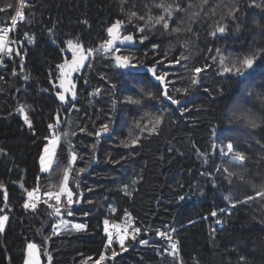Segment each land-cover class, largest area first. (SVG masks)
<instances>
[{
  "label": "trees",
  "instance_id": "trees-1",
  "mask_svg": "<svg viewBox=\"0 0 264 264\" xmlns=\"http://www.w3.org/2000/svg\"><path fill=\"white\" fill-rule=\"evenodd\" d=\"M159 2L125 0L123 7L131 10L135 6L140 15L149 9L159 15L161 10L154 7ZM179 2L186 6L188 0ZM193 2L198 4L199 0ZM8 3L15 1L0 0V7ZM250 3L251 0H209L203 10L197 7L188 13H177L171 26L192 28V32L180 36L164 32L159 26L155 31L136 32V26L144 23L140 20L125 23L124 33L134 34L136 46L121 48V52L137 65H156L158 75L167 72L166 79L172 82L168 84L169 94L181 101L179 105L164 102L159 86L147 75L125 72L112 66L110 58L97 54L86 61L91 67L85 66L80 77L72 78L79 89L75 108L63 106L56 94V65L71 59L66 42L79 38L85 47L99 46L108 38L106 29L111 23L116 19L127 21L126 13L121 12L122 0L28 3L25 20L11 34V39L17 41L12 44L13 60L0 68V148L6 153L0 154V184L4 186L0 188V208L7 204L0 214L9 217L0 233V264H23L29 242L39 246L42 264H95L101 253L110 256L113 249L120 254L105 264H177L165 252L168 241L153 233L160 228L176 230L180 264H264V199L256 197L235 208L224 199L226 195L234 200L255 197L264 186V104L259 99L264 96V76L241 81L231 74L220 75L219 62L213 60L216 49L226 56L242 58L264 48V30L253 23L264 24V9L250 7ZM234 6L240 10L232 20L228 10ZM13 9L0 12V24L10 19ZM191 11L200 13L194 22L188 19ZM218 25H226V31L213 36ZM25 33L33 38L32 43ZM141 36H147L143 43ZM183 41H190L187 49L180 46ZM153 44L158 48L154 50ZM16 51L21 55H15ZM181 53L188 59L180 65L168 63ZM257 63L264 67V60ZM194 67L204 71L200 73V83L191 87ZM185 88H189L187 95L182 92ZM96 89L100 92L90 95ZM146 92L159 99L146 100ZM129 96L141 99L142 104L124 103ZM20 105L28 106L32 129L17 112ZM182 108L186 109L183 114ZM161 114L163 122L156 132L149 134L136 127V121L141 127H150L151 118ZM245 115L254 118L259 127L251 128ZM57 116L61 121L59 131H67L68 125L75 135L61 141V163L49 178L40 172L39 156L44 138L50 135L48 125L55 123ZM104 124L109 125V131L97 137L95 133ZM137 136L139 141L132 145L131 140ZM227 139L246 156L243 165L231 169L244 179L234 177L231 184L222 171H217L228 165L229 158L223 159L218 149L212 148L213 143L219 146ZM69 141L79 156L69 186L80 203L71 206L72 216L64 213L63 218L84 224L85 228L61 229L59 235H53L52 225L58 224L60 217L50 216L51 209L46 204L40 203L31 211H25L23 204L26 190L38 184L42 200L48 199L43 193L50 190V184L57 186L51 190H58L68 162L65 142ZM80 168L85 171L77 177L75 172ZM133 179L136 184H132ZM124 185H128L130 196L125 195ZM3 193L7 197L5 204ZM220 209L225 211L221 213ZM213 210L217 211L216 217L210 215ZM126 212L141 233L136 241L126 240V252H121L115 239L113 248H106L103 221H120ZM217 220L222 223L217 224ZM141 239L148 244L141 245Z\"/></svg>",
  "mask_w": 264,
  "mask_h": 264
},
{
  "label": "snow or ice",
  "instance_id": "snow-or-ice-1",
  "mask_svg": "<svg viewBox=\"0 0 264 264\" xmlns=\"http://www.w3.org/2000/svg\"><path fill=\"white\" fill-rule=\"evenodd\" d=\"M125 0H122V7L121 12L126 13L127 15V21L116 19L113 23L110 24V26L107 27V39L104 40L99 46L95 48H89L85 47L81 42L79 38H76L75 40L69 39L66 42V48L68 51L71 52V59H64L63 62L58 63L56 65V69L58 71V90H57V98L61 102H68L67 97L70 94L73 99L76 97V84L73 82V74L79 73L81 68L87 66L91 67V63H88L86 65V61H90V59L94 58L97 54L104 56L105 58H110L112 61V66L118 68V69H127V68H136L138 65L133 62V59L129 55H124L121 52V48L117 45H123V44H131L135 42L136 37L133 33L128 32L127 34H124L125 32V23L131 24L133 20H140L144 23L141 25H137L135 31L144 33L145 31H155L157 27L163 29L164 32H167L169 34H174L176 36L182 35L184 32H192V28L189 26L187 28H184L180 26L179 24L175 27H172L171 25L175 23L174 15L177 13H188L190 10L199 7L201 10H203L204 6H206L209 2V0H199V3H194L193 0H188L187 5H183L179 0H172L171 3L166 2V0H160L159 3H156L154 5L155 8H158L161 10V14L156 15L153 14L151 9H149L145 15H140L136 10L135 6H133V9L131 10H125L123 7V3ZM26 0H18V6H15L12 3H8L5 7H0V12H7L9 9H12L15 7V13L14 15H11L10 19V25L7 27L0 28V56H11L13 54V48L10 46L13 43H17V41L11 39L10 33L16 30V27L18 23L23 22L25 20V14L23 9L25 7H28ZM250 7H256V8H262L264 9V0H261V3H256V0H251V3L249 5ZM239 6L230 7L228 10V18L235 20L236 14L239 12ZM213 15H215V8L212 9ZM200 13L197 11H191L188 19L190 21L194 22V18L197 17ZM30 22V21H29ZM254 26L257 28H260L264 30V24H261L260 21H254ZM226 31V25H218L216 28V31L212 33L213 36H215L218 33L224 34ZM25 36L28 38V42L32 43L33 38L28 37L27 33H25ZM147 39V36H141L139 38L140 43H143L144 40ZM190 41H183L180 46L182 48L187 49L189 46ZM153 49H157L158 45L153 44ZM64 49H62L63 51ZM217 56L213 57L214 62L218 60L219 66H220V75L224 74H231L235 77H238L241 79V81L249 78H253L256 75L264 76V67H260V65L257 63L258 60H264V48L257 49L255 52L245 55L242 58L240 57H229L221 53L220 49H216ZM15 55L20 56V52L16 51ZM188 57L185 56L183 53H181V56L176 58L174 61H168L170 65H180L181 61L187 60ZM162 61H158V63H161ZM21 64H23V57H21ZM21 70H23L21 68ZM149 73L152 74V76L155 78L156 81H159L161 85H163V90L160 93V96H162L164 99H167L171 102L172 105H179L181 101L179 99L174 98L172 95L169 94L168 91V84L172 83L171 81H168L166 77L169 75L167 72H165L163 75H158L156 71V65H153L147 69ZM204 71V69L200 67H194L192 69V75H191V87H195L200 83L199 76L200 73ZM16 72L13 70V75H15ZM0 79H3V77H0ZM27 79V77H25ZM50 83L52 81L50 80ZM87 83V81H85ZM116 85L113 84L112 88L115 89ZM44 91H47L45 89ZM141 91H145L144 89H141ZM180 91V90H178ZM207 91V90H206ZM100 92V89H96L93 93H90V95H96ZM184 95H187L189 93V88H185L182 90ZM249 96L251 93L248 94ZM152 99H159L158 96L151 92H146V100H152ZM261 104H264V96L259 97ZM124 103L128 104H134V105H141L142 100L141 99H135L132 96L126 97ZM116 102L113 101V108H115ZM73 108H75V105H73ZM186 111V109H181V114ZM17 112L21 115L23 122L29 129H32V122L29 119V116L27 114L28 112V106L27 105H20L17 108ZM245 122L251 127V128H257L259 127V124L257 121L252 118L250 115H245ZM163 122V115H155L151 118L150 124L151 126L148 127L147 125L144 127H141L140 121H136V127L140 128V131L147 130L149 134L156 132L158 127ZM61 121L59 116L55 118V123H50L48 125L49 129V136H46L45 143L43 145L41 154L39 156V165H40V172L45 173L49 175V178H51L52 175L55 174V168L59 167L61 163L60 159V152L58 149L61 147V141H67L69 136H74L75 132H68L59 131V125ZM80 131H84L83 128L80 129ZM109 131V125L104 124L101 126L100 130L95 133L97 137H99L102 133H107ZM213 135H216L215 129L213 130ZM139 141V137L131 140V144L135 145ZM125 146H128L127 144ZM213 150H217L219 152V155L221 157L229 158L228 165L224 166L222 169L217 168V171H222L224 174V179L228 181L229 184L232 183L233 178H238L240 180H243L244 177L242 175H239L237 172L231 170L236 165H243V163L246 160V156L243 152L236 149L234 146V142L231 139H227V142L224 143L221 141L219 146L216 143H213L212 145ZM197 152L199 153V149H197ZM0 154H6L4 152L3 148H0ZM79 159L78 153L74 150L71 142H68V157H67V165L63 168L62 172V178L60 180V183L58 185V190L53 191L51 189L57 187L54 184H50L49 188L50 190L47 192H44L43 195L48 197V199L44 200L43 203L47 205L51 211L49 212L50 216L60 217L58 224L52 225V234L53 235H59L61 229L67 230L69 227L76 231L83 230L85 228L84 224L79 223H71L70 221L63 218L64 213L68 216L73 215V211L71 206L74 204H79V199H74V190L69 186L70 178L72 177V173L74 171V166L76 161ZM207 162V161H205ZM85 171V168H80L78 171L75 172V175L78 177L81 173ZM40 177L37 178L39 181ZM137 180L133 179L132 184H136ZM78 186V185H77ZM3 184H0V188H3ZM23 187V185H21ZM123 191L125 195H131V192L128 191V185L123 186ZM27 200L24 202L23 207L25 209H32L35 210L37 207V202L41 199L40 195V186L37 185L36 188L32 190H26ZM256 197H260L264 199V186L260 188L259 191L255 193L254 196H245L243 200H234L230 195H226L224 197L225 200L229 201L230 207L235 208L237 204H243L248 203L249 201L254 200ZM7 197L5 196V200ZM179 199L183 200L184 197L181 196ZM49 201H54V203H50ZM7 208V204H5L4 208H0V213H4ZM112 211H115L113 208ZM221 213L225 211V209L219 210ZM84 215H88L87 212L84 213ZM126 217H128L126 223L124 226H121L119 224H113L112 228L115 229V236L113 235V232L110 231L109 228V220H104V231L107 234V244L106 248H113V240L119 244L121 252L128 251V246L126 245V240L130 238L131 241H136L137 236L141 233L142 229L140 227H134L132 226V220L130 217V214L127 212L125 213ZM210 215L212 217L217 216V211L213 210ZM9 219L8 215L6 214H0V232L4 230L5 222ZM207 219V217H205ZM190 223H193L190 221ZM217 224L222 223V221L217 220ZM165 227H168L165 225ZM176 230L173 228L171 230V233H174ZM169 232L161 231L159 229L156 230V235L160 237L161 239H165L168 241V248L165 249V252L167 255L173 257L174 260L177 261V264H180L179 260V249H178V243L172 239V234ZM50 239V237H45V240ZM139 243L141 245L148 244V241L146 240H139ZM44 254L48 256L49 261H51L52 257L50 254L47 253V250H44ZM120 254V252H117L116 250L111 251V255L108 256L106 253H101L99 259L95 261V264H105L106 260H115V258ZM90 259V258H89ZM241 260H245L244 257H241ZM24 264H41V256H40V250L39 246L36 243L29 242L26 245V256L24 260Z\"/></svg>",
  "mask_w": 264,
  "mask_h": 264
},
{
  "label": "built area",
  "instance_id": "built-area-1",
  "mask_svg": "<svg viewBox=\"0 0 264 264\" xmlns=\"http://www.w3.org/2000/svg\"><path fill=\"white\" fill-rule=\"evenodd\" d=\"M14 1H15L14 5H15V6H18V0H14ZM26 2H27V4H28L29 2H31V0H26ZM23 11H24V14H25V9H23ZM14 13H15V7H14L13 12H12L11 15H14ZM10 19H11V17H10ZM10 19H9L6 23L0 24V28H3V27H7V26H9V25H10ZM20 23H21V22H20ZM18 24H19V23H18ZM11 34H12V32L10 33V37H11ZM10 46H11V45H10ZM12 60H13V54H12L11 56H0V68H4L5 65H6V63H7V62H10V61H12ZM5 196H6V193H4L3 196H2V201H3V202L6 201V200H5ZM26 200H27V198H26ZM43 201H44V200L40 199V200L37 202V206H38L40 203H43ZM43 204H44V203H43ZM24 210H25V211H31L32 209H25V208H24ZM72 211H73V209H72ZM130 217H131V216H130ZM127 219H128V217H126L125 214L122 216V218H121L120 221H117V220H109V219H107V220H109V222H110V223H109L110 231H112V232L115 231V229L112 228V225H113V224H119V225H121V226H124V224L126 223ZM131 220H132V226L136 227V226L134 225V223H133V219H132V217H131ZM159 230H161V231H165V230L162 229V228H160ZM146 232L149 233L148 231H146ZM165 232H169V233H171L170 230H169V231H165ZM153 233L156 235V231L153 232ZM171 234H172V239L178 243V249H179V242L176 240V238H175V234H174V233H171ZM156 236H157V235H156ZM157 237H158V236H157ZM164 240H165V239H164Z\"/></svg>",
  "mask_w": 264,
  "mask_h": 264
},
{
  "label": "water",
  "instance_id": "water-1",
  "mask_svg": "<svg viewBox=\"0 0 264 264\" xmlns=\"http://www.w3.org/2000/svg\"><path fill=\"white\" fill-rule=\"evenodd\" d=\"M218 34L220 35V33H218ZM117 46L120 47V48H126V47H128V48H134L136 46V44L134 42V43H131V44H127L126 43V44H123V45L118 44ZM83 68H81L80 72H82ZM148 68H149V66H146L145 63H142V64L138 65L136 68H127V69H121V70H123L125 72L132 73V74L147 75L149 77V79L154 84H156V85L159 86V88H160V90L162 92L164 86L161 85L159 83V81H156L155 80V78L152 76V74L147 71ZM156 71H157V66H156ZM57 90H58V88H57ZM75 91H76V97H75V99H73L71 97V95L69 94L68 97H67L68 102L64 103V102H61L60 101L63 106H67L69 104H74V103H76L78 101L79 98H78V93H77V86H76ZM162 99H163L164 102H168L167 99H164L163 97H162Z\"/></svg>",
  "mask_w": 264,
  "mask_h": 264
},
{
  "label": "rangeland",
  "instance_id": "rangeland-1",
  "mask_svg": "<svg viewBox=\"0 0 264 264\" xmlns=\"http://www.w3.org/2000/svg\"><path fill=\"white\" fill-rule=\"evenodd\" d=\"M67 131L70 132V130H69V126H68V125H67ZM65 144H66V146H67V148H68V142H65ZM222 158H223V159H226L225 157H222ZM39 168H40V165H39ZM6 222H7V221H6ZM6 222H5V226H6ZM70 222H71V223H77V222H73V221H70ZM58 223H59V222H58ZM79 224H80V223H79ZM104 227H105V226H104V224H103V231H104ZM4 229H5V227H4ZM64 230H65V229H64ZM67 230H72V231H73L74 229H72L71 227H69ZM3 231H4V230H3ZM3 231H2V232H3ZM2 232H0V233H2ZM104 234L107 235V234L105 233V231H104Z\"/></svg>",
  "mask_w": 264,
  "mask_h": 264
},
{
  "label": "flooded vegetation",
  "instance_id": "flooded-vegetation-1",
  "mask_svg": "<svg viewBox=\"0 0 264 264\" xmlns=\"http://www.w3.org/2000/svg\"><path fill=\"white\" fill-rule=\"evenodd\" d=\"M124 34H125V33H124ZM142 63H143V62H142ZM142 63H140V64H142ZM144 63H145V62H144ZM145 65H146V63H145ZM146 66H147V65H146ZM81 73H82V72L74 73L72 78L77 79L78 77H80ZM78 92H79V89H78V87H77V93H78ZM69 105H73V104H69ZM69 105H67V106H69Z\"/></svg>",
  "mask_w": 264,
  "mask_h": 264
},
{
  "label": "crops",
  "instance_id": "crops-1",
  "mask_svg": "<svg viewBox=\"0 0 264 264\" xmlns=\"http://www.w3.org/2000/svg\"><path fill=\"white\" fill-rule=\"evenodd\" d=\"M25 256H26V254H25ZM24 260H25V257H24ZM23 264H24V262H23ZM41 264H42V262H41Z\"/></svg>",
  "mask_w": 264,
  "mask_h": 264
}]
</instances>
